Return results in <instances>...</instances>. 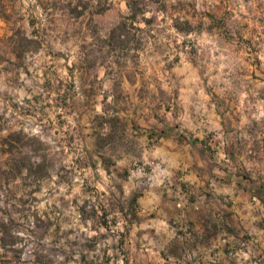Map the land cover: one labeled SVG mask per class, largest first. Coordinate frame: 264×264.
Returning <instances> with one entry per match:
<instances>
[{
    "label": "rangeland",
    "instance_id": "obj_1",
    "mask_svg": "<svg viewBox=\"0 0 264 264\" xmlns=\"http://www.w3.org/2000/svg\"><path fill=\"white\" fill-rule=\"evenodd\" d=\"M0 264H264V0H0Z\"/></svg>",
    "mask_w": 264,
    "mask_h": 264
},
{
    "label": "trees",
    "instance_id": "obj_2",
    "mask_svg": "<svg viewBox=\"0 0 264 264\" xmlns=\"http://www.w3.org/2000/svg\"><path fill=\"white\" fill-rule=\"evenodd\" d=\"M135 5H136V4H133V2H131V1L129 2V8H130V10L132 11V14H134V16H136V14H137V13L135 12V11L137 10V7H135Z\"/></svg>",
    "mask_w": 264,
    "mask_h": 264
},
{
    "label": "crops",
    "instance_id": "obj_3",
    "mask_svg": "<svg viewBox=\"0 0 264 264\" xmlns=\"http://www.w3.org/2000/svg\"><path fill=\"white\" fill-rule=\"evenodd\" d=\"M186 178L190 179L191 182H195L196 180H200V178L197 175H193V174L187 175Z\"/></svg>",
    "mask_w": 264,
    "mask_h": 264
}]
</instances>
